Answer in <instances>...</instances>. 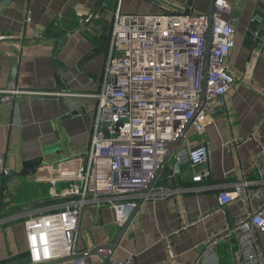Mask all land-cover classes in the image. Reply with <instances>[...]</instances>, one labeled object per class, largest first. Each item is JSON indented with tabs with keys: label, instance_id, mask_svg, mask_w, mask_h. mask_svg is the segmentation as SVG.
Listing matches in <instances>:
<instances>
[{
	"label": "crops",
	"instance_id": "0c3cea01",
	"mask_svg": "<svg viewBox=\"0 0 264 264\" xmlns=\"http://www.w3.org/2000/svg\"><path fill=\"white\" fill-rule=\"evenodd\" d=\"M210 1L0 0V91L44 94L5 102L6 95L0 94V157L11 171L6 177L0 173V264L27 255L25 225L14 216L58 203L40 177L51 168L72 177L85 166L82 156L89 148L96 109L90 95L101 83L116 12L153 14L160 11L157 6L170 2L177 11L207 15ZM228 1L237 17L228 61L236 86L226 96L227 109L210 113L204 135L211 181L217 184L258 179L253 162L258 141L264 142V1ZM94 12L100 19L80 27L81 19ZM204 138L190 128L175 152L199 145ZM260 160L264 169V156ZM42 161L46 164L41 167ZM172 163L173 156L158 181L170 194L144 202L110 264L131 258L137 264H235L234 241L204 255L206 240L224 227L223 214L215 213L216 192H185L200 185L193 184L189 165L171 179L167 171ZM65 186L60 184L61 189ZM245 211L240 202L226 208L232 223ZM122 228L108 206H88L79 224L77 255L112 244ZM174 231L178 233L170 252L165 236ZM259 241L264 252V233ZM88 259L102 264L99 256Z\"/></svg>",
	"mask_w": 264,
	"mask_h": 264
},
{
	"label": "built area",
	"instance_id": "2783aa9c",
	"mask_svg": "<svg viewBox=\"0 0 264 264\" xmlns=\"http://www.w3.org/2000/svg\"><path fill=\"white\" fill-rule=\"evenodd\" d=\"M157 7L160 11L153 14L116 12L101 83L90 95L96 109L89 148L82 156L85 166L72 177L51 168L40 181L50 185V198L58 203L13 218L24 222L30 264L76 256L79 224L88 206H108L123 225L140 199L147 202L170 194L158 182L149 194H144L165 158L166 142L175 140L189 122L190 128L204 138L210 113L214 109H227L226 96L236 86V75L228 63L237 25L233 4L228 0L215 1L206 101L200 107L208 17L177 11L170 2ZM102 8H106L105 4ZM95 19H100L99 13L81 19L80 27ZM0 94L6 95L3 102L10 97L44 95L19 89ZM258 145L253 165L259 178L253 182L246 179L230 184L212 182L205 138L201 144L173 154L169 177L181 176L182 168L189 165L193 184L200 186H190L184 191L216 192L219 206L215 213L224 216L222 231L206 240L205 256L234 241L235 264H264L259 241V234L264 233V169L260 165L264 142L259 140ZM45 164L42 161L39 166ZM0 173L5 177L11 174L2 157ZM60 184L66 186L61 189ZM7 189L12 190L11 184ZM234 202L242 203L246 211L232 223L226 208ZM177 233L165 236L170 252ZM63 264L91 262L81 257ZM120 264L137 263L131 258Z\"/></svg>",
	"mask_w": 264,
	"mask_h": 264
},
{
	"label": "water",
	"instance_id": "95a60500",
	"mask_svg": "<svg viewBox=\"0 0 264 264\" xmlns=\"http://www.w3.org/2000/svg\"><path fill=\"white\" fill-rule=\"evenodd\" d=\"M215 1L216 0L210 1V8H209V11L207 14V17H208L207 47H206V54H205V68H204V73H203L202 91L200 93L199 107L204 105L205 101H206L205 90H206L207 77H208V60H209V55H210V50H211V45H212V24H213V15H214V9H215ZM263 22H264V17H263ZM263 22L262 23L259 22L260 27H262ZM257 29H258V26L256 25V28L254 29V31H256ZM112 33H113V25H112V29H111V32L108 36V40H107L109 46H110L111 39H112ZM260 33L261 32H259V34ZM190 126H191V122L185 124L184 127L179 132V134L175 140L166 142V144H165V150H166L165 158H164L163 162L157 168L156 172L154 173V176L151 180L150 185L148 186L147 189L144 190L145 195L149 194L151 189L158 182L159 177L161 176L163 171L166 169V167L169 165L170 159L172 158L173 154L175 153V151L180 146V143L183 140L184 136L187 134L188 130L190 129ZM167 173L169 176L171 175V172L169 170L167 171ZM143 204H144V198L139 200V202L137 203L133 213L128 217L127 221L123 224V228L121 230V233L119 234V236L117 237L115 242H113L112 244H108L107 246H104V247H98V248L92 250V252H87L86 254H83L80 256L76 255L73 257L63 258V259H59V260H53V261L45 262V263H41V264H63L69 260H73V259H77V258H81V257L90 258L91 256H99V258L102 261V264H110V261L112 260V256H113L115 250L117 249L120 241L125 236L128 228H129V225L132 222V219L138 213V211L140 210V208Z\"/></svg>",
	"mask_w": 264,
	"mask_h": 264
},
{
	"label": "trees",
	"instance_id": "16d2710c",
	"mask_svg": "<svg viewBox=\"0 0 264 264\" xmlns=\"http://www.w3.org/2000/svg\"><path fill=\"white\" fill-rule=\"evenodd\" d=\"M3 264H30V259L27 255H23L20 258L10 260V261L5 262Z\"/></svg>",
	"mask_w": 264,
	"mask_h": 264
}]
</instances>
